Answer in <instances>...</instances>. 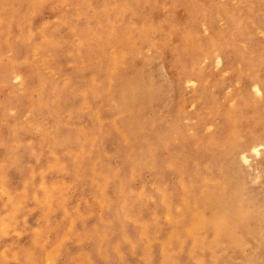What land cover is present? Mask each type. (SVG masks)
Masks as SVG:
<instances>
[{
	"label": "bare ground",
	"instance_id": "bare-ground-1",
	"mask_svg": "<svg viewBox=\"0 0 264 264\" xmlns=\"http://www.w3.org/2000/svg\"><path fill=\"white\" fill-rule=\"evenodd\" d=\"M63 1L67 0H60ZM234 19L231 20V25ZM35 23H39L38 20ZM184 26L193 40V53L200 55L206 49V42L197 37L194 19L190 17ZM253 26L257 25L253 23ZM261 26L264 29V25ZM57 28V24H52L37 33L33 28L27 32L15 28V41L19 47L15 51L28 56L35 51L40 58L35 64L26 62L27 65L21 73L31 91L30 97L13 103L18 110L29 108L37 112L32 124H37L42 129L45 123L53 124L56 133L50 138L43 130L34 132L31 127L9 124L10 130L5 133L4 139L0 133L3 141L0 165L7 163L9 171L19 178L24 171L44 166L41 148L43 144L50 143L53 160L48 165L57 172L83 179L95 191L103 189L101 194H104L108 182L114 180L116 172L128 174L129 179L150 172L151 187L158 191L153 197H147L142 192L141 201L144 205L140 211H137L139 207L134 200L129 202L127 210L133 225L119 231L120 233L111 229L110 222L103 228L92 223L62 225L60 219L51 221L42 212L29 208L22 211L17 223L8 231L0 232V239H14L17 246L33 247L28 251L30 257L27 262L31 264L51 261L52 257L62 256L65 252L66 262L63 264H126L122 259L134 256H141L145 262L143 264H149V261H154V264H178V259L179 264H192L191 257L196 252L200 253V258L195 264H264V157L257 163L260 194H263L260 203L247 192V186L241 180L247 172L239 166L241 162L248 164L250 155L260 157L261 149L264 148V112L261 104H255L250 112L243 110V102L226 112L217 134L203 142L209 148L218 135L221 145L218 152L222 157H215L214 162L221 170L229 166L235 175L234 179H229L223 173L222 180L211 178L200 165L182 158H161L158 170L151 169L152 149L146 147L144 151H140L136 145L147 142L160 133L156 129L144 132L142 128L143 111L157 98V87L154 89L150 75L153 59L141 58L139 66L127 60L126 49H133L139 44H136L134 36L115 30L109 43L104 41L101 47L103 55L106 47L113 45V40L117 44L115 46H120L122 41V48L117 47L118 50L102 65L90 53L85 52L88 41L96 42L95 37L100 32L97 23L62 31ZM9 32L7 27L2 29L5 41ZM215 35L221 37L219 33ZM236 35L243 37L241 33ZM55 38L65 45L72 38H77L79 51L82 52L76 56H68L62 45L59 48L54 47ZM226 58L228 63L232 61V56L226 55ZM174 60L172 54L171 61L175 62ZM65 62H72L73 68L76 67L81 72L69 75V78H74V86H70L67 96L63 98L66 88L59 82L47 80L42 71L55 69ZM178 62L176 56L177 67ZM11 66V62L4 64L0 59V91L8 89L10 85L7 79ZM249 67L255 68L256 65ZM82 72L87 78L82 77ZM176 74L178 75L177 71ZM179 76L178 82H181ZM258 78L261 79L260 76ZM246 86L240 92L242 101ZM257 91L260 93L262 90L258 87ZM37 95L41 97L39 103L35 97ZM198 96L202 97L200 94ZM54 99H58V103H54ZM60 103L66 104L68 108L69 120L64 125L52 114L53 109ZM213 104L214 102L211 105ZM107 110L108 115L105 114ZM2 113L0 111V116ZM101 114L108 118L103 119ZM74 117H80L85 126H79ZM242 126L245 130H252L253 134H246L240 139L239 129ZM85 135L93 137L89 146H86ZM27 138L29 146L20 145L11 158L6 156L9 143L16 141L19 145ZM101 138L110 140L106 155L99 153V146L95 143L96 139ZM36 139L39 141L38 148L31 146ZM113 158L119 159V169L113 168ZM174 173L175 181L166 180ZM9 183L7 181L4 184L9 186ZM9 195L7 201L0 199V211L10 212V217H16L19 214L15 209L19 196L11 193ZM255 202L260 204L261 209H258L261 214L257 218L255 216L256 220L252 224L245 212L248 210L246 207ZM72 213L78 216V212ZM43 249L48 250L51 257L41 255L40 250ZM96 254L103 258L101 263L95 259ZM20 260L21 258H15L7 264H20Z\"/></svg>",
	"mask_w": 264,
	"mask_h": 264
},
{
	"label": "rangeland",
	"instance_id": "rangeland-1",
	"mask_svg": "<svg viewBox=\"0 0 264 264\" xmlns=\"http://www.w3.org/2000/svg\"><path fill=\"white\" fill-rule=\"evenodd\" d=\"M190 17L197 25V37L206 42V49L200 55L193 53V40L184 26ZM233 18L235 19L231 25ZM36 20L39 23H35ZM89 23H97L100 34L97 33L96 42H87L85 52L90 53L102 65L108 62L119 47L122 48V41L120 46H115L117 44L113 40V45H108L104 51L106 57L103 55L101 47L104 41L109 43L115 30L134 36L136 44H139L133 49H126L127 60L139 66L141 58L153 59L150 75L154 89L157 87V98L143 111L142 128L144 132L156 129L160 133L147 142L136 145L140 151H144L146 147L152 149L151 169L158 170L161 158H182L200 165L211 178L222 180L223 173L229 179H234L235 175L229 166L221 170L214 162L215 157H222L218 152L221 147L218 135L209 148L203 142L217 134L219 125L224 122L225 113L243 102L245 111L252 112L255 104L260 103L264 112V68H261L264 66V29L261 26L264 25V0H0V59L4 64L11 62L12 65L8 69L7 82L10 85L8 89L0 91V111H3L0 116V133L3 139L10 130L11 123L19 127H31L34 132L43 130L50 138L56 133L53 124L45 123L43 129L32 124L37 112L29 108L18 110L13 104L30 97L31 91L21 73L27 65L26 62L35 64L40 58L35 51L30 56L16 52L19 47L15 41V28L24 32L33 28L37 33L52 24H57V29L62 31L84 25L87 27ZM253 23L257 26H253ZM6 27L10 32L5 41L2 29ZM217 33L221 35L220 38L215 35ZM236 33L243 34V37L239 38ZM54 41V47L59 48L62 45L68 56H76L82 52L79 51L77 38H72L66 45L58 38ZM170 54L175 57V62L171 61ZM226 55L232 56L230 63L225 60ZM176 56L179 59L178 67ZM65 63L59 64L55 69L42 71L47 80L59 82L66 88L63 98L67 96L70 86H74V78H69V75L81 72L76 67L73 68L72 62ZM252 64L256 67H249ZM175 70L180 75L181 82H178ZM82 77L87 78V75L82 72ZM245 85L246 93L242 101L240 92L245 89ZM258 87L262 90L260 93L257 91ZM35 97L38 103L41 102L40 96ZM54 103H58V99H54ZM52 114L63 125L69 120L66 104L60 103L53 109ZM105 114L108 115L109 111ZM105 114H101L103 119L108 118ZM74 120L79 126H85L80 117H74ZM246 134L252 135L253 132L242 126L239 129L240 139ZM91 139L92 136L85 135L86 146H89ZM28 140H22L19 145L14 140L15 143H9L8 147L5 144L6 156L11 158L20 145L29 146ZM38 142V139L33 140L31 146L38 148ZM2 143L0 138V150ZM95 143L99 146V153L106 155L110 140L101 138L96 139ZM50 147L51 144L48 143L41 148L44 166L24 171L19 178L9 171L7 163L4 164L6 167L0 165V199L9 200V193L19 196L15 207L19 214L16 217H10V212L0 211V232L8 231L17 223L22 211L29 208L42 212L51 221L60 219L62 225L92 223L103 228L110 222L111 229L119 232L133 225L127 210L129 202L134 200L139 207L137 211H140L144 205L141 201L142 192L147 197H153L158 191L151 187L150 172L131 179L126 173L116 172L114 180L108 182L104 194H101L103 189L95 191L83 179L53 170L48 165L53 160ZM261 152L260 157L250 155L248 164H239L247 172L241 179L247 186V192L259 203L263 194H260L257 163L264 157V148ZM118 160L116 158L111 162L115 170L119 169ZM166 180L175 181L176 174L168 176ZM7 181H10L9 186L4 184ZM260 207L256 202L246 207L248 210L245 213L252 224L256 220L255 216L257 218L261 214ZM72 212H78V216ZM31 248L33 247L30 245L17 246L14 239H0V264H7L15 258H21L20 264H31L27 262ZM40 254L51 257L46 249L40 250ZM66 256L65 252L64 255H56L51 261L42 264H63ZM193 256L191 262L195 264L200 253L196 252ZM95 257L98 263L103 261L100 255L96 254ZM122 260L126 264L145 263L141 256ZM148 263L154 264V261Z\"/></svg>",
	"mask_w": 264,
	"mask_h": 264
}]
</instances>
